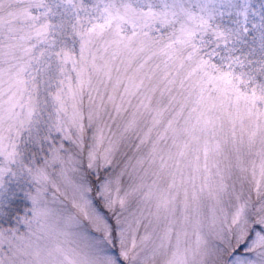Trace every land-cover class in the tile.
<instances>
[{"label":"snow or ice","instance_id":"6c2138e0","mask_svg":"<svg viewBox=\"0 0 264 264\" xmlns=\"http://www.w3.org/2000/svg\"><path fill=\"white\" fill-rule=\"evenodd\" d=\"M0 264H264V0H0Z\"/></svg>","mask_w":264,"mask_h":264}]
</instances>
